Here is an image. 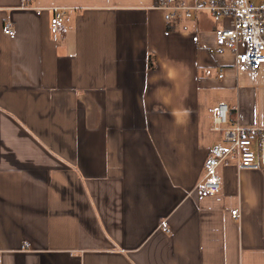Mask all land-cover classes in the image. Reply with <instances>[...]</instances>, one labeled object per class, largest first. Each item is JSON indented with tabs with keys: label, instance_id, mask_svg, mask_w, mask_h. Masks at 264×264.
<instances>
[{
	"label": "crops",
	"instance_id": "crops-1",
	"mask_svg": "<svg viewBox=\"0 0 264 264\" xmlns=\"http://www.w3.org/2000/svg\"><path fill=\"white\" fill-rule=\"evenodd\" d=\"M227 24L167 22L157 0H0V264H264V170L195 189L217 101L264 124V66L215 51Z\"/></svg>",
	"mask_w": 264,
	"mask_h": 264
},
{
	"label": "built area",
	"instance_id": "built-area-1",
	"mask_svg": "<svg viewBox=\"0 0 264 264\" xmlns=\"http://www.w3.org/2000/svg\"><path fill=\"white\" fill-rule=\"evenodd\" d=\"M28 0H22L26 2ZM157 6L164 10V19L185 20L195 13L206 10L215 22L228 19L227 25L215 28L217 54L230 52L236 64L251 72L264 66V0H198L194 6H188L181 0H157ZM63 10L54 8L49 20V30L57 37L63 22ZM3 32L12 35L13 29L8 22ZM218 78L223 77L220 70ZM212 129L219 138L210 147L202 168V175L195 184V189L206 195L220 191L221 179L217 169L221 165L233 166L242 170H264V124L245 125L231 116L230 106L225 101H217L212 108ZM237 218L239 208L230 212ZM162 230L168 231L166 222Z\"/></svg>",
	"mask_w": 264,
	"mask_h": 264
},
{
	"label": "trees",
	"instance_id": "trees-1",
	"mask_svg": "<svg viewBox=\"0 0 264 264\" xmlns=\"http://www.w3.org/2000/svg\"><path fill=\"white\" fill-rule=\"evenodd\" d=\"M151 60H152V59L149 57V58H148V66H149V67H152V65H153Z\"/></svg>",
	"mask_w": 264,
	"mask_h": 264
},
{
	"label": "rangeland",
	"instance_id": "rangeland-1",
	"mask_svg": "<svg viewBox=\"0 0 264 264\" xmlns=\"http://www.w3.org/2000/svg\"><path fill=\"white\" fill-rule=\"evenodd\" d=\"M251 1H255V0H251ZM213 73H216V72L213 71Z\"/></svg>",
	"mask_w": 264,
	"mask_h": 264
}]
</instances>
